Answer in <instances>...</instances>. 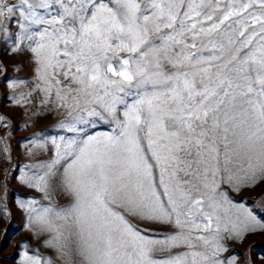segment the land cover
<instances>
[{
    "label": "snow or ice",
    "instance_id": "6c2138e0",
    "mask_svg": "<svg viewBox=\"0 0 264 264\" xmlns=\"http://www.w3.org/2000/svg\"><path fill=\"white\" fill-rule=\"evenodd\" d=\"M219 4L0 0V39L15 21L12 51L34 54L43 91L68 110L59 127L72 133L49 141V167L64 160L62 173L22 180L41 191L57 181L72 198L36 217L34 235L54 233L44 243L57 259L24 251L19 264H237L234 255L220 258L224 241L264 233L258 202L253 209L217 195L218 176L237 193L264 183V0ZM57 69L66 85L50 79ZM98 124L110 130L88 131ZM224 205L243 221L222 218ZM127 216L176 230L157 237Z\"/></svg>",
    "mask_w": 264,
    "mask_h": 264
},
{
    "label": "rangeland",
    "instance_id": "374dc122",
    "mask_svg": "<svg viewBox=\"0 0 264 264\" xmlns=\"http://www.w3.org/2000/svg\"><path fill=\"white\" fill-rule=\"evenodd\" d=\"M7 2L18 3L19 0H7ZM228 2L229 0H220L219 9H223ZM212 4L215 6V0H212ZM256 10H259L258 6ZM219 14L217 11L216 15ZM7 27L11 34L10 38L0 39V65H2L0 68V117L4 118L0 120V264H19L24 251L34 255L38 250L42 256H52L57 259L53 249L48 248L44 243L54 233L44 232L39 237L34 235L39 227L36 217L46 208L54 207L59 210L67 207L72 198L62 191L57 181L50 180L48 191H41L39 187H30L22 180L31 178V182L36 184L38 183L36 178L45 176L50 171L58 170V175L63 172L64 160H60L55 169L49 167L56 158L55 147L49 141L51 137L64 136L67 139L72 135L59 127L62 121L69 119L68 110L57 107L54 91L51 98L43 91L44 83L39 78L41 73L37 71L40 66L34 54L26 50L23 45L19 51H12L17 40L15 33L20 32L18 24L12 21L7 24ZM233 27L237 25L233 24ZM2 35L3 33L0 32V36ZM50 79L53 83L55 79H59L61 86L68 83L59 69L55 70L54 77L50 76ZM18 100L20 103H17ZM46 100L47 103H45ZM109 130L108 124H98L97 127L88 131L91 133ZM222 160L223 157H221ZM229 167L236 176H243V173L239 172L235 166ZM189 178L201 187V191H207L202 188V182L198 178L185 177L183 173L178 176L181 180ZM217 179L220 184L217 195L220 192H227L233 205H243L254 209L256 205L253 201H256L264 207V183L257 184L255 188H243L237 193L233 191L232 185L223 182L220 176ZM159 190L162 191V189ZM22 203L25 207L20 206ZM219 214L225 220L230 218L237 224L244 219L242 212L229 205H224ZM127 218L139 228H146L150 234L157 237L176 230L171 225L143 222L132 216ZM201 234L209 235L194 232L193 237ZM221 234L225 235L223 224ZM193 243L197 245L196 250H203L202 241L193 239ZM224 243L228 251L220 254L221 259L227 261L229 256L234 255L237 257V264H242L246 259L251 260L253 264H264V261L260 259L264 257V233L249 235L243 243L235 240H227ZM179 250L187 251L188 249L184 246L182 249L172 251ZM58 264L61 262L58 261Z\"/></svg>",
    "mask_w": 264,
    "mask_h": 264
}]
</instances>
